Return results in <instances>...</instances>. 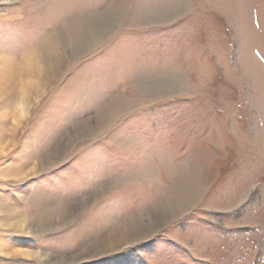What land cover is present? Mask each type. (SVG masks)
<instances>
[{
    "label": "rangeland",
    "instance_id": "obj_1",
    "mask_svg": "<svg viewBox=\"0 0 264 264\" xmlns=\"http://www.w3.org/2000/svg\"><path fill=\"white\" fill-rule=\"evenodd\" d=\"M9 68L0 264H264V0H0Z\"/></svg>",
    "mask_w": 264,
    "mask_h": 264
},
{
    "label": "bare ground",
    "instance_id": "obj_2",
    "mask_svg": "<svg viewBox=\"0 0 264 264\" xmlns=\"http://www.w3.org/2000/svg\"><path fill=\"white\" fill-rule=\"evenodd\" d=\"M50 57H51V56H50ZM59 63H60V62H59ZM55 64H56V65H53L54 68H55V66H56V67L59 66L58 63L55 62ZM1 71H2V70H1ZM12 71H13V69H12V68H9V69H7V71H6L5 74L2 75V72H1V75H0V77H1V79H2V81H3V82L1 83V84H2V87H3V85H4L5 88L8 89V91H6V93H8V92H10V91H13V89H10V87H11V84H12L14 78L11 79V77H9L10 74L12 73ZM1 84H0V85H1ZM9 94H10V93H9ZM10 95H12V94H10ZM10 95H9L8 97H10ZM189 179L192 180L193 182H196V181H197V180H195V179H191V178H189ZM189 179H188V180H189ZM175 184L177 185L176 182H175ZM176 185H175V186H176ZM187 185H188V183H187ZM177 187L180 188V187H182V186L178 184ZM184 191H185V190H184ZM178 194H180V193H178ZM184 194H185V192H184ZM177 196H178V195H177ZM185 196H186V198L188 199V196H187V195H185ZM185 196H184V197H185ZM189 196H190V195H189ZM184 197L182 198L181 203H182V202H185L184 200H187V199H185ZM188 200H190V198H189ZM166 206H167V205H166ZM166 206H165V208H166ZM168 207H169V206H168ZM171 208H172V207H171Z\"/></svg>",
    "mask_w": 264,
    "mask_h": 264
},
{
    "label": "snow or ice",
    "instance_id": "obj_3",
    "mask_svg": "<svg viewBox=\"0 0 264 264\" xmlns=\"http://www.w3.org/2000/svg\"><path fill=\"white\" fill-rule=\"evenodd\" d=\"M25 264H30V262H25Z\"/></svg>",
    "mask_w": 264,
    "mask_h": 264
}]
</instances>
